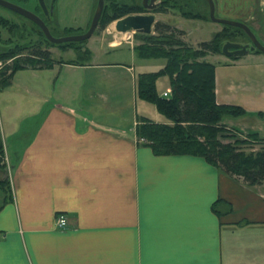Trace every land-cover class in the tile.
Listing matches in <instances>:
<instances>
[{
    "label": "crops",
    "instance_id": "1",
    "mask_svg": "<svg viewBox=\"0 0 264 264\" xmlns=\"http://www.w3.org/2000/svg\"><path fill=\"white\" fill-rule=\"evenodd\" d=\"M244 6V13L234 9L224 17L246 23L259 15V32L246 24L264 41V2ZM208 56L221 62L214 64L216 102L246 112L222 123L263 139L264 54L227 61ZM72 61L29 68L51 72L54 89L49 98L29 85L21 88L41 99L35 115L1 116L0 108L7 158L0 180L9 182L6 192L0 188V264H260L264 183L249 186L200 156L154 154L137 141L143 116L124 127L92 110L109 109L106 88L96 80L107 64L95 57ZM225 203L230 212H223ZM60 213L65 228L55 225Z\"/></svg>",
    "mask_w": 264,
    "mask_h": 264
},
{
    "label": "trees",
    "instance_id": "2",
    "mask_svg": "<svg viewBox=\"0 0 264 264\" xmlns=\"http://www.w3.org/2000/svg\"><path fill=\"white\" fill-rule=\"evenodd\" d=\"M179 3L176 0H160L154 11L163 10L168 4L175 6ZM36 7L40 10L38 3ZM146 11L140 0L122 3L116 0H104L98 25L104 27L109 22L127 14ZM182 13L187 16H199L198 13L191 11H182ZM42 15V19L50 27L51 14ZM20 17L29 23L28 33L36 31L38 34L39 39L34 43L37 48L35 47L29 56L20 57L14 56L17 52L29 48L32 45L30 42L13 43L8 47L0 48L1 60L14 58L12 65H7L0 73V89L10 85L17 70L26 68V66L49 67L51 65L52 59L49 51L39 48L42 41L62 50L73 49L78 56V59L72 61L73 64H83V62L89 61L90 51L84 48L83 41L51 43L36 24L23 16ZM1 23H3L2 20ZM223 26L227 32H224L222 36L218 34L213 36L210 41L202 42L198 48L186 45L175 37V29L166 23L156 22L154 33L138 32L137 36L142 42L133 47L135 55L140 58H164L165 64L158 71L138 75L137 94L139 98L154 104L157 111L167 119V122H154L141 117L136 124L135 134L137 141L140 144L148 145L156 155L200 156L225 174L239 177L247 185L254 186L264 183V149L246 151L242 146L249 143L248 139L255 142L264 140L259 138L256 133H249L243 139L238 137L229 139L228 137V140L233 139V141H221L219 136L229 131L222 123L223 118L226 116L238 117L246 112L239 105L216 102L215 65L204 60L208 52L221 53L222 44L226 41L239 43L235 40L234 35L245 37L246 44H250V40L242 29L230 25ZM249 27L255 32L253 27ZM251 52L261 53L257 49H253ZM235 57L232 56V58ZM161 76H167L169 80L170 92L166 96L160 95L156 90V81ZM230 135L234 136L235 134ZM0 153H3L1 137ZM0 188L6 192L9 188L7 179L0 180ZM225 204L226 208L223 212H230V204ZM213 210L217 211L216 204L213 205Z\"/></svg>",
    "mask_w": 264,
    "mask_h": 264
},
{
    "label": "rangeland",
    "instance_id": "3",
    "mask_svg": "<svg viewBox=\"0 0 264 264\" xmlns=\"http://www.w3.org/2000/svg\"><path fill=\"white\" fill-rule=\"evenodd\" d=\"M44 1L47 7L51 3V0ZM96 1L97 0H56L50 17L52 20L49 22V30L56 37L85 32L90 24ZM116 1L122 3L129 2L130 0ZM176 1L180 3L175 6L168 4L163 10L152 12L155 15V23L162 22L170 25L171 28L175 29V37L183 41L186 45L198 48L202 42L210 41L213 36L217 34L222 36L224 32H227L223 26L224 24L213 22L209 19L208 4L205 0ZM258 1L264 2V0ZM12 2L21 5L32 12H36L41 18L43 16L42 14L45 15L38 0H12ZM216 2L218 9L216 10L215 15L218 17H224L223 13L228 14L230 10L237 9L238 11H243L247 0H216ZM252 2L254 3V1ZM37 3L40 6V10L36 7ZM182 11L196 12L199 16H187L184 15ZM242 15L244 14H241L240 16L242 17ZM249 17L250 18H248L246 23H250L251 21V25H253L259 32L261 25H257L256 21L260 19V16L253 14ZM1 20L3 23H1ZM114 21L109 22L104 27L97 25L91 37L83 41L84 48L90 51L89 62L95 57L96 60L107 64L108 67L104 78L102 77L96 80L106 88L108 94L106 106L109 107V109H104L102 107L99 109L92 108V110L96 114L100 112L99 114L106 116L109 120H113L112 122H118L121 120L122 126L124 127L132 126L135 117L141 116L147 117L154 122H167V119L157 111L154 104L139 98L136 90L138 75L140 73L158 71L164 66L165 59L140 58L136 56L131 48L142 42L137 36L138 32L131 30L127 34V38H119V36L122 35L118 34L115 30ZM154 24L151 30L152 33H154ZM29 26V23L18 16V14L0 6V48L8 47L13 43L21 44L30 42L32 45L29 48L17 52L14 57L24 55L29 56L36 47L34 43L39 39L36 31L28 33L27 29H29ZM30 29L32 30V28ZM234 37L237 42L243 45L247 43V39L241 35H234ZM116 39L117 41H115ZM257 39L262 45H264L263 39L260 37H257ZM114 42H117L114 44L117 46L110 47V44L113 45L112 43ZM39 48L49 51L51 59L55 60V62H58L59 60L65 61L78 59L77 53L73 49L62 50L56 46L48 45L44 41H42ZM210 54H220L222 55L220 56L221 59L226 56L222 52H208L207 55ZM207 55L204 57V60L220 66L219 63L221 62L216 58L210 56L207 57ZM230 58L232 57L226 56L224 59L227 61ZM13 60V57L2 60L3 62H8L2 66L0 73L7 65H12ZM26 67L28 68H23L15 72L14 78L16 79L14 82L16 84L0 89L1 116L25 117L29 114H36V110L38 109L36 102H41V99L37 98L34 93L33 95L26 94L23 89H21L24 85L33 87L38 93L42 92L41 94H43L44 92L49 98H51L52 93H54L49 77L51 72L48 70L31 72L29 68L35 67ZM36 67H39V65ZM127 67H131L132 70H125ZM61 77L62 80L63 74ZM85 80L87 79L85 78ZM156 90L160 95H163V92L168 90L170 92V85L167 76H161L157 79ZM8 100L12 101V105L3 109ZM88 103L91 107H94V99H88ZM226 128L229 131L219 136L221 141H233L232 138V140H228V137L229 139L230 137H238L240 139L246 138V132L241 134L232 128H228L227 126ZM229 133L235 135L231 136ZM261 133L264 134L263 132ZM248 140L249 143L242 146L246 151H258L264 149V141L255 142L252 139ZM260 264H264V258Z\"/></svg>",
    "mask_w": 264,
    "mask_h": 264
},
{
    "label": "water",
    "instance_id": "4",
    "mask_svg": "<svg viewBox=\"0 0 264 264\" xmlns=\"http://www.w3.org/2000/svg\"><path fill=\"white\" fill-rule=\"evenodd\" d=\"M38 2L42 7L45 15H49L52 13L56 0H51V3L48 7L45 4L44 0H38ZM159 2L160 0H141L142 7L150 12L131 13L115 20L114 21L115 30L117 32H128L132 30L141 33H150L153 24L155 23V15L152 11L156 9ZM206 2L208 4L209 19L211 21L224 25L238 27L242 29V31L246 34V36L250 40V44H245V45L232 41H226L222 46V53H224L226 56L229 57L244 55L251 52L253 49H257L262 53H264V45L261 44V42L257 39V36L254 34V32L250 29V27L246 23L238 20L216 16L214 0H206ZM0 6L8 10H11L14 13L32 21L40 28L43 35L49 42L54 44H60L63 42L84 41L89 37H91L101 17L102 10L104 7V0H97L94 12L91 17L90 24L85 32L79 34L64 35L60 37L54 36L50 32L49 27L47 26L45 21L35 12H32L10 0H0Z\"/></svg>",
    "mask_w": 264,
    "mask_h": 264
},
{
    "label": "built area",
    "instance_id": "5",
    "mask_svg": "<svg viewBox=\"0 0 264 264\" xmlns=\"http://www.w3.org/2000/svg\"><path fill=\"white\" fill-rule=\"evenodd\" d=\"M7 62H3L2 60H0V69ZM166 95H168V93L167 92H163V96H166ZM6 162H7L6 156H4L3 153L2 154L0 153V165H5ZM55 225L58 228H65V227H67V219H66V216L64 214H62V213L57 214L56 217H55Z\"/></svg>",
    "mask_w": 264,
    "mask_h": 264
},
{
    "label": "bare ground",
    "instance_id": "6",
    "mask_svg": "<svg viewBox=\"0 0 264 264\" xmlns=\"http://www.w3.org/2000/svg\"><path fill=\"white\" fill-rule=\"evenodd\" d=\"M126 33H129V31L128 32H118V34H126Z\"/></svg>",
    "mask_w": 264,
    "mask_h": 264
},
{
    "label": "flooded vegetation",
    "instance_id": "7",
    "mask_svg": "<svg viewBox=\"0 0 264 264\" xmlns=\"http://www.w3.org/2000/svg\"><path fill=\"white\" fill-rule=\"evenodd\" d=\"M146 12H149V11H146Z\"/></svg>",
    "mask_w": 264,
    "mask_h": 264
}]
</instances>
